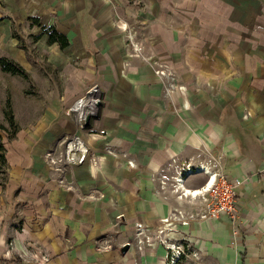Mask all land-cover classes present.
<instances>
[{"label":"crops","instance_id":"crops-1","mask_svg":"<svg viewBox=\"0 0 264 264\" xmlns=\"http://www.w3.org/2000/svg\"><path fill=\"white\" fill-rule=\"evenodd\" d=\"M229 9V0H0V18L7 17L0 29L9 34L12 21L29 23L40 36L39 54L67 76L57 78L51 105L7 151L8 187L16 205L26 201L19 237L46 250L50 264L149 258L133 248L105 249L100 240L118 222L122 230L137 221L157 225L168 209L154 194L151 172L174 156L201 160L202 152L210 157L205 162L218 161L229 179L242 182L239 219L193 222L185 237L218 264H264V32L246 25L252 15L233 19ZM42 27L64 34L68 46L48 43ZM127 32L139 33L145 52L174 67L188 92L165 104L152 66L129 56ZM94 85L100 107L79 130L78 117L69 115L76 105L65 109ZM72 134L100 155V167L51 170L46 153ZM111 144L137 167L106 155Z\"/></svg>","mask_w":264,"mask_h":264},{"label":"rangeland","instance_id":"rangeland-1","mask_svg":"<svg viewBox=\"0 0 264 264\" xmlns=\"http://www.w3.org/2000/svg\"><path fill=\"white\" fill-rule=\"evenodd\" d=\"M143 6L144 3H142V7ZM229 7V11L231 12L233 19H238L237 17H242V15H252L253 20L247 22L246 25L251 29L258 27L264 32V0H229ZM2 13H4L3 10ZM1 24L3 23L0 22V26ZM10 25L9 34L5 31V28L0 29V58H6L10 62L21 65L25 71V76H18L10 72L3 71L0 65V264H50L51 258L46 250L40 249L34 244H29L25 237H19V232L23 234L24 225L28 223V221L24 218V213L22 212L26 205V201H21L18 205H16L17 202L14 198L16 193H13V191H11L8 187L7 182L10 179L11 172L7 161V151L11 147L13 141H19L20 137L23 134H26V132H21L22 129L27 130L31 128L32 125H35L36 119L39 118L38 114L40 110L51 105L50 91L53 85L55 86L58 84L57 78H64L67 76H65V74L61 75L59 70L54 67V65L47 62L46 56H41V54H39L37 47L40 39H38V34L32 32L29 23L17 25L14 21H12V24ZM138 26L141 27V25ZM134 35H136L137 40H139L138 36H140V34L135 32ZM145 54L146 58L147 56L150 58H138L148 62L152 66L154 74H156L155 70L160 67V64L168 66V68L178 74L175 68L170 64L168 65L162 63L160 60L155 59V57H152L147 52H145ZM178 75V84L186 86L189 90L188 85L183 82L180 74ZM157 76L162 82V101L165 104H169L172 96H170L169 99H163V94L165 93L163 89L164 81L159 75ZM188 90L186 92H188ZM174 93H172V95ZM84 94L82 96H84ZM75 102L76 101H74V103ZM92 102L93 101H90V103ZM74 103L67 105L65 111L67 112ZM190 108L194 109V106H190ZM171 111L174 114H178V110L174 107L171 108ZM11 118H13V122L11 121ZM106 146H110L117 152L127 153V155L130 156V153L123 148L115 147L112 144ZM201 154L203 159L205 157L210 159L207 152H202ZM3 156L6 159L5 163L2 159ZM120 158L124 159L126 162L127 158ZM198 160L199 159H197V161ZM212 163L214 162L212 161ZM150 180L153 184L152 179ZM204 181L205 178L203 176L193 177L192 181L189 182V185L196 188L197 186L202 185ZM168 196V199H164L159 196L163 201L162 203L167 205V214L173 210V207L179 206L180 204L176 202L174 197L170 199V194H168ZM141 220L143 221V219ZM118 223L120 225V222ZM184 233L185 232L183 231V234L180 235L185 237ZM114 236L115 234H110V238L112 240L110 243L111 247H113L114 244H117V240ZM102 239L106 240L104 237H102ZM189 243L191 249L190 252L177 264H218L213 257L209 256L205 253V251L198 249L193 242ZM123 249L121 251L122 254L127 253L130 250V247L127 252H124ZM35 254H39V259L34 258ZM136 254L139 255L137 252ZM149 254H151L149 255V258H145L144 261L138 260L137 263H171V259L168 256L165 247L161 244L153 246L149 251Z\"/></svg>","mask_w":264,"mask_h":264},{"label":"built area","instance_id":"built-area-1","mask_svg":"<svg viewBox=\"0 0 264 264\" xmlns=\"http://www.w3.org/2000/svg\"><path fill=\"white\" fill-rule=\"evenodd\" d=\"M126 45L130 57L146 58L145 46L137 40L134 33L127 32ZM149 58L147 56L146 59ZM155 73L164 81L163 89L165 93L163 99H169L174 92L184 94L188 90L186 86L178 84L179 75L168 66L160 64ZM86 91L84 96L76 100L74 105H79L81 101L84 104L88 103V98H93L92 114L100 107L101 92L97 85ZM88 115L87 113L81 114L79 120H74L79 130L87 126ZM70 143L74 145L73 148L69 147ZM103 151L106 155L114 158L125 157V159L127 158V165L131 168L137 167L136 160L128 156L127 153L117 152L110 146H106ZM45 159L51 170L59 174H64L68 168L77 164L87 163L88 166L95 169L100 167L101 164L100 155L92 151L88 142L76 134L63 138L54 149L46 153ZM204 165L214 172L215 179L212 185L210 184L212 178L208 174H194L198 173ZM199 176L205 178L204 183L196 188L191 187L189 182L192 181L193 177ZM180 178L183 179L182 184H180ZM150 179L153 181L154 194L164 199H168V194H170V199L174 197L176 202L180 203L179 206L173 207V210L161 218L155 226L136 222L126 231L121 229L119 223L114 224L104 235L106 240H100L101 246L105 249H121L122 251L125 246H129L140 256H144L153 246L161 244L165 247L171 259L170 264H177L191 250L189 246L191 241L180 234H183L184 229L188 228L193 222L208 219L218 220L227 217L231 222L238 223L240 207L236 188L242 182L239 179H229L222 171L219 162L214 164L208 161L205 162L203 159L197 161L194 157L182 160L178 156H174L169 162L163 163L151 173ZM185 187L193 189L192 193L196 192L198 194L187 193L189 190L185 191ZM110 233L115 234L114 238L116 240L118 236H121L124 241L120 243L117 240V244L111 247ZM34 258L39 259V254H35Z\"/></svg>","mask_w":264,"mask_h":264},{"label":"trees","instance_id":"trees-1","mask_svg":"<svg viewBox=\"0 0 264 264\" xmlns=\"http://www.w3.org/2000/svg\"><path fill=\"white\" fill-rule=\"evenodd\" d=\"M4 18H7L5 16H2V18H0V22H2V20H4ZM31 24H35V25H39L40 21L37 18H32L30 20ZM42 31L44 34H47L49 36L48 38V43L52 44V43H58V45L63 49L66 48V46H68L69 41L67 39V37L63 34H60L58 32H56V30L54 29V27H48V29L42 27ZM38 39H40V36H38ZM0 65L3 69V71L6 72H10L14 75H21V76H25V71L23 69V67L21 65H17L16 63L10 62L8 61V59L6 58H0ZM11 121L13 122V118H11ZM3 162H6L5 157H2Z\"/></svg>","mask_w":264,"mask_h":264},{"label":"bare ground","instance_id":"bare-ground-1","mask_svg":"<svg viewBox=\"0 0 264 264\" xmlns=\"http://www.w3.org/2000/svg\"><path fill=\"white\" fill-rule=\"evenodd\" d=\"M89 103L90 102L84 104L83 101H81L79 105H76V108H72V109L69 110V115L72 116V117H74V118H77L78 117L76 120H79L80 119L79 116H81V114H86V113L87 114H91V111L93 109V106H90ZM73 146L74 145L72 143H70V146L69 147L73 148ZM202 173L203 174H206V175L208 174L209 177L212 178V180L210 182V184L212 185L213 184V180L215 179L214 172L212 170H210V168L208 166H205L204 165L198 173H194V174L197 175V174H202ZM182 183H183V179L180 178V184H182ZM184 190L185 191L186 190H189V191H187V193H191V194H194V195H197L198 194L196 192L195 193H192V189H185L184 188ZM194 190H196V189H194Z\"/></svg>","mask_w":264,"mask_h":264},{"label":"water","instance_id":"water-1","mask_svg":"<svg viewBox=\"0 0 264 264\" xmlns=\"http://www.w3.org/2000/svg\"><path fill=\"white\" fill-rule=\"evenodd\" d=\"M129 250V246H125V248L123 249L124 252H127Z\"/></svg>","mask_w":264,"mask_h":264}]
</instances>
